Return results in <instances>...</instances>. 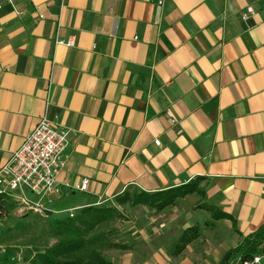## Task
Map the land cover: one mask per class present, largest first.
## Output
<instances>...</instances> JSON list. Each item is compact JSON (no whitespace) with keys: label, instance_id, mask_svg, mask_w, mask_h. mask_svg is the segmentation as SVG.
Here are the masks:
<instances>
[{"label":"crops","instance_id":"crops-1","mask_svg":"<svg viewBox=\"0 0 264 264\" xmlns=\"http://www.w3.org/2000/svg\"><path fill=\"white\" fill-rule=\"evenodd\" d=\"M0 6V167L47 117L68 132L57 182H88L53 198L55 209L194 187L176 204L199 198L220 238L209 247L187 225L146 264H224L264 225V0ZM193 227L197 238L173 256Z\"/></svg>","mask_w":264,"mask_h":264},{"label":"rangeland","instance_id":"rangeland-1","mask_svg":"<svg viewBox=\"0 0 264 264\" xmlns=\"http://www.w3.org/2000/svg\"><path fill=\"white\" fill-rule=\"evenodd\" d=\"M133 193V192H132ZM80 203H87V197H79ZM77 203H75L76 205ZM79 204L72 213L78 215L87 205ZM98 209L111 208L114 213L110 220L87 233L91 238L90 249L99 252L114 264H146L154 248L158 247L171 231L177 233L187 225L201 227L209 247L219 236V227L212 224L213 216L199 198L188 199L156 212L148 207L119 206L115 202L96 204ZM55 219L33 214L19 213L12 209L8 216L0 218V255L6 249L12 250V264H28L31 252H43L56 245L59 238L55 234ZM166 232V233H165ZM125 247V248H124ZM234 264H237L235 262Z\"/></svg>","mask_w":264,"mask_h":264},{"label":"built area","instance_id":"built-area-1","mask_svg":"<svg viewBox=\"0 0 264 264\" xmlns=\"http://www.w3.org/2000/svg\"><path fill=\"white\" fill-rule=\"evenodd\" d=\"M6 1L11 5L14 3V0ZM252 12L253 9L247 7L242 12L241 19L245 21ZM55 44L73 47L75 40L56 39ZM68 144V132L56 128L47 117H42L0 167V198L15 203L19 213L41 217L68 214L72 217V212L78 208L55 209L53 206V198L62 196L65 191L84 193L88 188L86 180L76 185L64 186L57 182V177L64 168L62 156ZM155 145L159 146V142L155 141ZM237 264H264V251L250 259L238 260Z\"/></svg>","mask_w":264,"mask_h":264},{"label":"trees","instance_id":"trees-1","mask_svg":"<svg viewBox=\"0 0 264 264\" xmlns=\"http://www.w3.org/2000/svg\"><path fill=\"white\" fill-rule=\"evenodd\" d=\"M195 192L194 187L183 186L163 192L145 193L133 192L123 193L116 197L119 206L130 203L134 206H144L156 212L174 207L178 199ZM17 206L6 198H0V218L8 216L9 212ZM206 210L208 208L204 207ZM114 209H98L95 202L82 208L76 216L68 214L50 215V218L65 217L64 220L55 219V234L59 238L56 245L43 252H31L28 264H114L105 259L99 252L90 249L91 238H86L88 232L111 219ZM219 217L218 219H220ZM217 220V218H216ZM197 238L196 228H189L179 236L173 256L180 255L186 246ZM125 248V247H124ZM264 251V225L254 234L245 238L241 244L232 249L224 264H234L238 260H247ZM13 251L6 249L0 255V264H12Z\"/></svg>","mask_w":264,"mask_h":264}]
</instances>
